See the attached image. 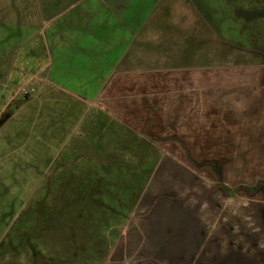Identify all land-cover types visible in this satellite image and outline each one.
Returning a JSON list of instances; mask_svg holds the SVG:
<instances>
[{"label":"crops","instance_id":"obj_1","mask_svg":"<svg viewBox=\"0 0 264 264\" xmlns=\"http://www.w3.org/2000/svg\"><path fill=\"white\" fill-rule=\"evenodd\" d=\"M19 1L0 0V39L9 40L11 49L6 58L0 55V78L5 72L21 71L28 79L46 72L48 90L95 111L92 123L101 133L108 128L115 138L142 140L138 152L117 146L110 152L136 154L126 174L143 175L149 150L156 154L153 192L136 203L135 216L103 264H264V200L221 190L223 196L199 201L159 196L200 190L196 173L176 160L185 152L174 144L207 143L204 149L222 148L226 156L264 153V85L239 93L224 82L234 70L213 65L219 27L211 22L210 6L184 12L171 7L180 4L174 0L163 9L156 5L162 0H28L27 6ZM25 45L27 59L16 62ZM250 77L253 85L264 81V69ZM68 78L95 81V89L77 91L66 85ZM196 206L198 218L185 226ZM5 254L4 249L0 264ZM37 256L49 264L48 252Z\"/></svg>","mask_w":264,"mask_h":264},{"label":"rangeland","instance_id":"obj_2","mask_svg":"<svg viewBox=\"0 0 264 264\" xmlns=\"http://www.w3.org/2000/svg\"><path fill=\"white\" fill-rule=\"evenodd\" d=\"M170 1L156 5L163 9ZM174 1L180 4L171 3V7H182L184 12L194 10L193 6L203 7L201 10L210 6L211 22L219 27L213 33V65L234 70L224 81L227 85L239 93L264 85L261 80L253 85L250 77L264 69V0ZM19 2L28 5V0ZM166 19L169 14L163 21ZM0 40V55L6 58L11 51L9 40ZM26 46L20 49L16 62L27 59L23 52ZM28 78L21 71L5 72L0 78V255L5 249L4 264H40V256L35 257L40 252L49 253V264H103L109 259L110 247L123 234L132 214L135 216L136 203L153 192L151 186L157 180L152 178L154 149L144 160L143 175L126 174L133 170L129 162L137 160L133 159L136 154L123 158L122 152L116 153L118 157L109 156L110 152L114 146L138 152L142 140L132 142L134 136L115 138L108 128L101 133L92 123L95 111L48 90L46 72ZM65 81L77 91L84 88L90 93L96 84L78 78ZM102 115L109 119L106 113ZM226 115L233 118V113ZM205 145L188 140L174 144L181 147L182 154L185 152V157L175 159L196 173L199 193L178 196L164 191L160 198L185 200L191 195L199 201L212 194L219 198L222 188L251 185L256 176L264 179V153L239 152L233 156L231 152L226 156L222 148L210 151ZM234 145L229 144V151ZM205 161H215L220 171L215 172ZM238 193L237 198L243 195L264 200L263 186ZM191 211L185 226L198 218L197 206Z\"/></svg>","mask_w":264,"mask_h":264},{"label":"flooded vegetation","instance_id":"obj_3","mask_svg":"<svg viewBox=\"0 0 264 264\" xmlns=\"http://www.w3.org/2000/svg\"><path fill=\"white\" fill-rule=\"evenodd\" d=\"M207 163H209L210 165H213V166L217 167V169L220 171V169L218 168V166H216V163H214V161H207ZM242 186L254 187L255 189H253L252 191H249V192H253V191L257 190V188H259V187H262V186L264 187V179H262L261 177H259V178L256 177L255 178V181L253 182V184H251V185H242Z\"/></svg>","mask_w":264,"mask_h":264},{"label":"trees","instance_id":"obj_4","mask_svg":"<svg viewBox=\"0 0 264 264\" xmlns=\"http://www.w3.org/2000/svg\"><path fill=\"white\" fill-rule=\"evenodd\" d=\"M216 170L217 171H219L218 169H217V167H216ZM219 173V172H218ZM219 180H221V178H219ZM218 188H220V187H218ZM240 189H245L246 191H252L253 189H255L254 187H246V186H242V185H240V186H238V187H235V188H229V189H226V188H222V189H220L221 191H222V193H224V194H230V193H232V192H235V191H238V190H240Z\"/></svg>","mask_w":264,"mask_h":264}]
</instances>
